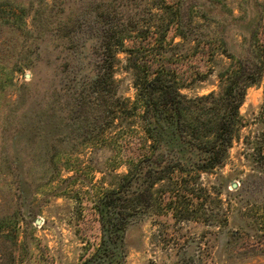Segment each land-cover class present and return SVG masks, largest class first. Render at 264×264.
<instances>
[{
  "label": "rangeland",
  "instance_id": "374dc122",
  "mask_svg": "<svg viewBox=\"0 0 264 264\" xmlns=\"http://www.w3.org/2000/svg\"><path fill=\"white\" fill-rule=\"evenodd\" d=\"M198 24L224 46L206 31L173 46ZM112 28L149 72L169 59L188 96L220 92L239 65L226 53L263 65L224 162L153 187L123 264H264V0H0V264H95L94 204L151 152L125 52L103 78Z\"/></svg>",
  "mask_w": 264,
  "mask_h": 264
},
{
  "label": "trees",
  "instance_id": "16d2710c",
  "mask_svg": "<svg viewBox=\"0 0 264 264\" xmlns=\"http://www.w3.org/2000/svg\"><path fill=\"white\" fill-rule=\"evenodd\" d=\"M176 31L175 36L182 43H175L174 47L184 44L186 50L193 49L204 31V36L215 37L223 46L225 44L221 26H179ZM125 39L121 29L112 28L102 34L103 78L112 76L117 53L125 52L126 68L132 75L136 91L133 104L139 107L143 130L151 140L147 145L151 152L142 160L141 167H129L121 182L106 189L103 197L94 204L102 230L100 244L91 260L95 264H123L126 257L121 251L125 248L124 233L132 217L141 211H151L150 199L157 183H171L178 178L189 183L187 175L183 174L207 172L224 162L242 124L239 108L245 91L259 81L263 69V65L253 63L251 54L235 58L226 53L224 47L228 57L236 59L238 68L223 79L219 93L211 91L188 96L181 92L187 85L180 83L174 71L164 67L169 59L149 72L148 61L142 63L138 54L124 45ZM174 54L177 53L171 56ZM175 172L182 175L173 179ZM86 262L88 260L84 264Z\"/></svg>",
  "mask_w": 264,
  "mask_h": 264
}]
</instances>
